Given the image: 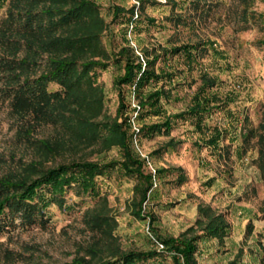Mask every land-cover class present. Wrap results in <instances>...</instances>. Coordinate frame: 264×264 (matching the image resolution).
Instances as JSON below:
<instances>
[{"label":"rangeland","instance_id":"374dc122","mask_svg":"<svg viewBox=\"0 0 264 264\" xmlns=\"http://www.w3.org/2000/svg\"><path fill=\"white\" fill-rule=\"evenodd\" d=\"M94 1L107 24L101 48L112 55L109 66L96 71L95 88H89V98L98 88L103 91L104 103L95 120L117 115L116 80L125 62L118 61L116 53L122 47L131 46L143 58L144 50L156 46L212 41L220 55L211 50L201 54L200 65L191 73L177 74L175 82L181 84H167L176 88L162 103L168 114L181 111L199 83L200 68L216 76L213 91L232 94V101L206 117L203 124L226 128L228 135L221 145L231 143L229 157L200 145L202 137L191 118L177 122L169 136L135 135L133 149L147 160V170L181 166L186 180L176 183V172L157 178L142 202L143 218L134 214L141 201L135 178L117 170L97 176L99 195L82 193L73 183L63 194V205L51 203L43 220L24 225L16 219L0 225V264H98L129 250L161 249L158 236H178L185 231L195 222L199 203L225 212L230 228L222 240L212 237L199 242L198 264H264V164L259 155L264 140L257 141L258 134H264V0H145L141 14L139 0ZM8 4L9 0L0 4V22ZM134 5L133 19L140 14L136 25L133 19L125 21ZM116 6L127 13L115 15ZM9 53L10 47L0 42V58ZM163 65L158 59L156 70ZM166 66L179 71L185 65L181 57L174 56ZM2 74L0 178L33 176L36 166L47 169L72 160L108 162L119 157L118 147L97 137L86 139L60 123L20 112ZM48 88L54 91L61 86L51 82ZM123 89L126 102L135 108L129 110L132 130L138 132L142 122L163 119V115L137 119L134 87ZM95 112L89 108V113ZM249 128L256 134L242 145L241 133ZM170 136L182 142L175 150L153 154ZM102 212L113 221L95 229L91 216ZM146 264L176 263L171 254L163 252Z\"/></svg>","mask_w":264,"mask_h":264},{"label":"trees","instance_id":"16d2710c","mask_svg":"<svg viewBox=\"0 0 264 264\" xmlns=\"http://www.w3.org/2000/svg\"><path fill=\"white\" fill-rule=\"evenodd\" d=\"M144 1L139 0L140 14ZM5 3L6 0H0V4ZM135 7L128 10L125 21H132ZM123 12L126 14L127 10L119 6L114 8L115 15ZM100 13V6L94 0H9L6 16L0 22V42L10 47V53L0 58V72L9 83L6 87L12 92L18 110L41 121L60 123L70 133L86 139L97 137L118 147L119 157L108 162L72 160L47 169L36 166L33 169L35 176L0 178V225L16 219L24 225L43 220L44 211L51 203L63 205V194L73 183L82 193L99 195L96 177L113 170L137 181L135 188L141 192V201L134 214L143 218L142 202L148 198L157 178L176 172L175 182L180 184L186 176L181 166L157 168L155 172L147 170V160L133 149V138L135 135L148 138L158 134L169 136L177 122L189 118L195 120V127L201 134L200 145H208L223 152L225 158L229 157L231 143L221 145L228 135L226 128L203 124L206 117L232 101V94L221 95L213 91L218 83L216 76L200 68L199 83L185 109L168 114L162 103V98L169 100L176 88L167 84H181L175 82L177 74L191 73L200 65L201 54L211 50L220 55L212 41L156 46L144 50L143 58L135 54L131 46L122 47L116 53L118 61L125 62L124 72L116 80L120 97L117 115H104L101 121L95 120L104 103L103 91L96 88L89 98V88H95L96 71L106 69L112 56L100 45L107 27ZM139 18L133 19L134 25ZM174 56L181 57L185 65L179 71L166 66ZM158 59L165 64L159 71L156 70ZM51 82L59 83L61 88L50 90L48 85ZM151 84L152 87L147 88ZM123 86L134 87L139 107L137 119L142 120L148 115H163V119L142 122L138 132L132 130L129 110L135 108L126 102ZM89 108L96 112L89 113ZM255 134L253 128L241 133L242 145ZM263 140L264 134L260 132L257 141ZM181 142V139L170 136L153 154L175 150ZM238 149L244 150V147ZM259 150L263 165L264 148L261 146ZM84 215L89 217V211ZM91 217V226L95 229L111 225L113 221L103 212ZM229 228L225 212L210 204L199 203L197 218L185 231L178 236H158L163 248L129 250L98 264H146L147 260L163 252L171 254L176 264H198L199 242L212 237L222 240Z\"/></svg>","mask_w":264,"mask_h":264},{"label":"built area","instance_id":"2783aa9c","mask_svg":"<svg viewBox=\"0 0 264 264\" xmlns=\"http://www.w3.org/2000/svg\"><path fill=\"white\" fill-rule=\"evenodd\" d=\"M160 247L162 248L163 247V244H160Z\"/></svg>","mask_w":264,"mask_h":264}]
</instances>
